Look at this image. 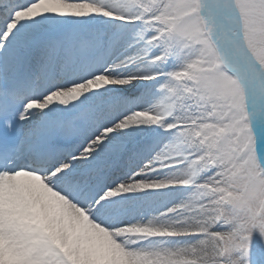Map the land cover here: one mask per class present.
<instances>
[{
    "label": "snow or ice",
    "instance_id": "obj_1",
    "mask_svg": "<svg viewBox=\"0 0 264 264\" xmlns=\"http://www.w3.org/2000/svg\"><path fill=\"white\" fill-rule=\"evenodd\" d=\"M0 264H264V0H0Z\"/></svg>",
    "mask_w": 264,
    "mask_h": 264
}]
</instances>
